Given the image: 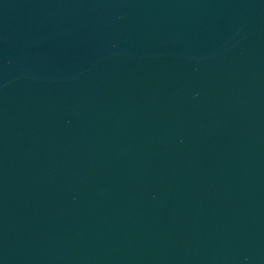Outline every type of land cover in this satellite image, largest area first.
Segmentation results:
<instances>
[{"label": "water", "instance_id": "95a60500", "mask_svg": "<svg viewBox=\"0 0 264 264\" xmlns=\"http://www.w3.org/2000/svg\"><path fill=\"white\" fill-rule=\"evenodd\" d=\"M0 264H264V0H0Z\"/></svg>", "mask_w": 264, "mask_h": 264}]
</instances>
